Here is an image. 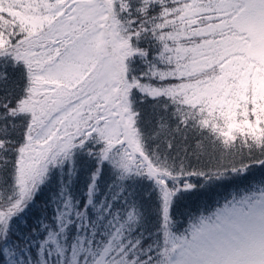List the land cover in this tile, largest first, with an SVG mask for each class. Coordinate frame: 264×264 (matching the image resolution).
Listing matches in <instances>:
<instances>
[{"label": "snow or ice", "instance_id": "snow-or-ice-1", "mask_svg": "<svg viewBox=\"0 0 264 264\" xmlns=\"http://www.w3.org/2000/svg\"><path fill=\"white\" fill-rule=\"evenodd\" d=\"M0 264H264V0H0Z\"/></svg>", "mask_w": 264, "mask_h": 264}, {"label": "trees", "instance_id": "trees-1", "mask_svg": "<svg viewBox=\"0 0 264 264\" xmlns=\"http://www.w3.org/2000/svg\"><path fill=\"white\" fill-rule=\"evenodd\" d=\"M256 175H257V176L260 175L259 171L256 172ZM231 187H232L231 185H228V186H225V187H221V188L217 189V192H218L220 195H223V194H225L228 190H230ZM215 198H216V196L214 195V196L212 197V199H215Z\"/></svg>", "mask_w": 264, "mask_h": 264}]
</instances>
